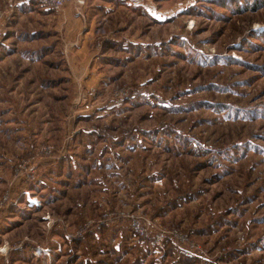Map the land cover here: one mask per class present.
Instances as JSON below:
<instances>
[{"label": "rangeland", "instance_id": "1", "mask_svg": "<svg viewBox=\"0 0 264 264\" xmlns=\"http://www.w3.org/2000/svg\"><path fill=\"white\" fill-rule=\"evenodd\" d=\"M201 252L264 264V0H0V264Z\"/></svg>", "mask_w": 264, "mask_h": 264}, {"label": "built area", "instance_id": "2", "mask_svg": "<svg viewBox=\"0 0 264 264\" xmlns=\"http://www.w3.org/2000/svg\"><path fill=\"white\" fill-rule=\"evenodd\" d=\"M44 6L51 7L54 9L62 8L69 0H39ZM201 257L206 261V264H217V261L201 252Z\"/></svg>", "mask_w": 264, "mask_h": 264}, {"label": "crops", "instance_id": "3", "mask_svg": "<svg viewBox=\"0 0 264 264\" xmlns=\"http://www.w3.org/2000/svg\"><path fill=\"white\" fill-rule=\"evenodd\" d=\"M79 21V20H78ZM68 25H69V23H67ZM78 24H79V22H78ZM82 25H83V23H82ZM78 25H75V27L73 28V30H72V34L71 35H74L75 37H73V38H75L73 41H70V43H73L75 40H76V38L80 41L81 39H83L86 35H87V32L85 31V32H83L82 33V35L81 36H79V37H77L78 36V30L76 29V28H78L77 27ZM85 29H84V27L82 28V30H81V32L82 31H84ZM77 44H75V45H69L68 44V46L72 49L74 46H76ZM81 47V46H80Z\"/></svg>", "mask_w": 264, "mask_h": 264}]
</instances>
